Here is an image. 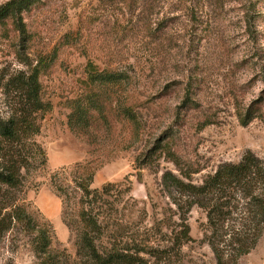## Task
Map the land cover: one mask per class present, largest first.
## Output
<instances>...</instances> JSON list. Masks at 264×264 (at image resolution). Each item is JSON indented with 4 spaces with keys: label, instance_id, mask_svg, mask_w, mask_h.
Listing matches in <instances>:
<instances>
[{
    "label": "rangeland",
    "instance_id": "1",
    "mask_svg": "<svg viewBox=\"0 0 264 264\" xmlns=\"http://www.w3.org/2000/svg\"><path fill=\"white\" fill-rule=\"evenodd\" d=\"M23 18L25 39L13 21L0 25V118L20 101L11 82L42 58L49 62L39 77L46 111L33 138L45 155L35 149L34 169L15 194L36 220L51 223L53 252L75 260L80 232L77 214L63 216L53 189L63 168L90 163L93 189L118 185L107 197L117 200L111 222L128 237L170 247L165 240L178 217L164 173L201 185L248 151L264 160V0H38ZM88 62L98 72L122 70L126 79L88 86ZM254 105L259 116L245 127L241 117ZM73 172L64 184L75 202ZM188 217L192 241L171 264H216L203 240L205 212L196 207ZM29 238L17 229L6 234L0 264H38ZM240 263L264 264V236Z\"/></svg>",
    "mask_w": 264,
    "mask_h": 264
},
{
    "label": "trees",
    "instance_id": "2",
    "mask_svg": "<svg viewBox=\"0 0 264 264\" xmlns=\"http://www.w3.org/2000/svg\"><path fill=\"white\" fill-rule=\"evenodd\" d=\"M37 1L9 0L0 6V25L7 20L13 21L25 39L27 29L23 14ZM190 9L194 10L192 5ZM189 18L194 19V16ZM48 65L49 62L42 58L28 76L11 82L20 101L9 118H0V241L15 229L24 232L30 237L38 264H149L146 256L161 264H171L175 252L181 253L192 241L188 216L197 207L206 214L207 232L203 240L211 249L216 264H241V259L252 253L264 236V160L251 151L237 163L220 165L201 185L187 181L188 176L163 174L164 191L175 208L171 211L178 217L171 237L165 240L170 247L151 246L143 238L128 237L122 225L111 222L112 215L118 213L117 200L110 202L107 197L118 185L93 189L96 170H91L90 163L61 169L52 176L53 189L63 201V216L77 214L80 232L75 260L66 251L53 252L56 236L51 223L43 217L36 220L19 205L15 194L22 191L25 176L34 169L31 156L35 149L45 155L33 138L40 132L38 116L46 111L39 77ZM86 72L89 77L86 84L97 88L117 85L125 81L127 75L122 70L98 72L94 62H88ZM125 112L127 119L136 120L132 107L127 106ZM258 113L257 105L251 106L241 117L242 125L248 126ZM70 170L74 171L72 175L78 176L72 182L81 194L75 202L69 199V189L64 184ZM65 221L72 230V222L66 217Z\"/></svg>",
    "mask_w": 264,
    "mask_h": 264
}]
</instances>
